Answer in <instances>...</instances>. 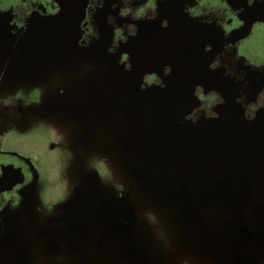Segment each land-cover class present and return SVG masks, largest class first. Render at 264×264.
Listing matches in <instances>:
<instances>
[{
    "label": "rangeland",
    "instance_id": "1",
    "mask_svg": "<svg viewBox=\"0 0 264 264\" xmlns=\"http://www.w3.org/2000/svg\"><path fill=\"white\" fill-rule=\"evenodd\" d=\"M64 41L58 30L40 29L33 40L18 42L20 60L0 54V152L42 161L43 167H32L40 183L49 182L55 202L62 204L57 217L66 225L50 226L52 232L47 235L49 228L42 216L45 208L35 204L34 195L40 188L37 183L28 191L31 197L21 211L0 214V264H124V252L134 249L137 251L131 256L137 258L130 262L140 264L144 208L159 212L163 235L168 230L174 241L178 240V250L183 251V242L191 239L190 235L203 238L201 229L187 219L190 207L198 200H188L186 193L181 194V183L169 177L182 171V161L189 159V153L163 151L172 129L165 121L108 117L107 101L123 97L127 88L123 76L106 55L98 53L92 60L90 54H63ZM162 41L165 55L171 46ZM178 43L188 46L184 41ZM184 69L183 76L188 73ZM146 104L141 97L138 111L154 115L153 107ZM164 106V112L173 111L170 100ZM23 112L27 113L24 120ZM19 121L21 127L14 134ZM246 143L242 150L233 144L225 161L218 163L228 179L225 198L219 199V191L210 180L209 189L216 197L196 208L210 222L207 228L212 237L221 239V246L208 248V255L225 262L200 259L203 254L190 251L194 264H264V218L260 219L264 217V166H255L253 160L258 155L254 143ZM156 154L161 156L160 164L154 163ZM144 162L161 177L158 183H145L149 188L146 196H142L138 178L127 179V175L144 171ZM202 171L209 177L213 172L208 168ZM171 187L175 191L179 188L180 194L171 195ZM239 193L244 196L241 203ZM125 196H130L135 209L136 227L123 233L109 224L107 216L110 207ZM147 220L151 223H146L148 232L155 222ZM246 223L257 231L255 238L260 242L253 245L241 240L237 229ZM161 235L154 233L149 238L153 241L148 247L149 264L166 255ZM51 242H55L54 247ZM198 249L202 252L205 248L201 245Z\"/></svg>",
    "mask_w": 264,
    "mask_h": 264
},
{
    "label": "flooded vegetation",
    "instance_id": "2",
    "mask_svg": "<svg viewBox=\"0 0 264 264\" xmlns=\"http://www.w3.org/2000/svg\"><path fill=\"white\" fill-rule=\"evenodd\" d=\"M50 28L58 30L65 40L63 54H90L92 60L98 53L106 55L123 76L127 88L123 97L107 101L108 117L165 121L172 129L163 151L189 153V159L182 161V171L174 179L168 176L181 183V194L186 193L188 200H198L199 204L190 207L187 219L201 229L203 238L190 235L180 252L178 240L174 241L168 230L163 235L159 212L144 208L146 223L151 224L150 218L155 223L148 232L146 223L141 224L140 264H149L148 247L153 242L149 238L154 233L162 234L166 251L165 256L156 257L155 264H194L190 251L203 254L200 259L220 258L224 263L221 257L208 255V248H219L221 239L212 237L207 228L210 222L196 208L216 197L209 189L210 180L219 191V199L225 198L228 179L218 163L225 161L233 144L254 143L258 158L253 163L264 166V0H0V54L5 58L20 60L18 42L31 41L40 29ZM162 40L171 46L165 55ZM180 41L188 46L183 48ZM184 68L188 72L185 76L181 73ZM141 97L153 107L154 115L138 111ZM169 100L173 111L168 113L163 109ZM26 115L23 112L21 118ZM20 127L19 121L13 133ZM153 158L154 163H161L160 155ZM31 161L18 153L0 152V214L21 211L31 197L28 191L38 183L35 204L45 208L42 216L50 235L54 224L66 226L65 220L57 217L62 204L55 202L49 182L40 183L32 167H43L42 161ZM142 167L144 171L127 175V179L138 178L142 196H146L149 188L145 183H158L161 177L152 173L146 162ZM205 168L213 170L211 177L202 171ZM198 182L201 185L195 187ZM169 193L180 194L179 188L175 191L171 187ZM242 193L239 203L244 199ZM130 196L110 207L107 216L109 224L123 233L136 227ZM237 230L242 241L260 242L255 238L257 231L247 223ZM201 245L205 249L199 252ZM132 251L124 252V264L137 258L131 256Z\"/></svg>",
    "mask_w": 264,
    "mask_h": 264
},
{
    "label": "water",
    "instance_id": "3",
    "mask_svg": "<svg viewBox=\"0 0 264 264\" xmlns=\"http://www.w3.org/2000/svg\"><path fill=\"white\" fill-rule=\"evenodd\" d=\"M22 180V179H21Z\"/></svg>",
    "mask_w": 264,
    "mask_h": 264
}]
</instances>
